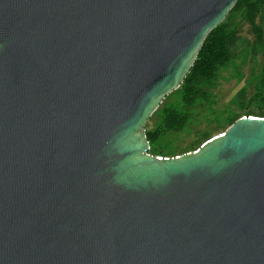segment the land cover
<instances>
[{
	"label": "water",
	"instance_id": "water-1",
	"mask_svg": "<svg viewBox=\"0 0 264 264\" xmlns=\"http://www.w3.org/2000/svg\"><path fill=\"white\" fill-rule=\"evenodd\" d=\"M238 1L0 0V264H264V117L146 138Z\"/></svg>",
	"mask_w": 264,
	"mask_h": 264
},
{
	"label": "rangeland",
	"instance_id": "rangeland-1",
	"mask_svg": "<svg viewBox=\"0 0 264 264\" xmlns=\"http://www.w3.org/2000/svg\"><path fill=\"white\" fill-rule=\"evenodd\" d=\"M259 6L256 23L262 33L260 39L250 27L244 4L235 6L227 15L223 23L236 34L227 64L220 66L211 78H200L194 84V98L185 110V122L163 131L157 150L151 149L150 155L175 158L195 152L248 113L264 112L263 102L255 100L264 83V0ZM153 128L154 121L150 125Z\"/></svg>",
	"mask_w": 264,
	"mask_h": 264
},
{
	"label": "trees",
	"instance_id": "trees-1",
	"mask_svg": "<svg viewBox=\"0 0 264 264\" xmlns=\"http://www.w3.org/2000/svg\"><path fill=\"white\" fill-rule=\"evenodd\" d=\"M260 2L261 0H239L235 5L244 4L247 20L259 39L262 33L256 23V19L259 14ZM228 27V25L221 23L209 33L194 66L183 84L164 99V102L166 99L170 100L166 104L163 102L165 105L162 109L159 110L161 108L159 107L148 120L146 138L150 144V150H157L156 143L163 131L173 130L176 126L185 122V110L193 102L194 98V84L200 78H211L220 66L227 64L230 56V47L236 40L235 31L229 32L227 30ZM263 92L264 83L259 87L258 93L255 95V100L263 102L262 105H264ZM248 116L264 117V112H250ZM153 121L155 122V128L151 130L150 125ZM155 156L160 157V154Z\"/></svg>",
	"mask_w": 264,
	"mask_h": 264
},
{
	"label": "built area",
	"instance_id": "built-area-1",
	"mask_svg": "<svg viewBox=\"0 0 264 264\" xmlns=\"http://www.w3.org/2000/svg\"><path fill=\"white\" fill-rule=\"evenodd\" d=\"M159 158H161V157H159Z\"/></svg>",
	"mask_w": 264,
	"mask_h": 264
}]
</instances>
